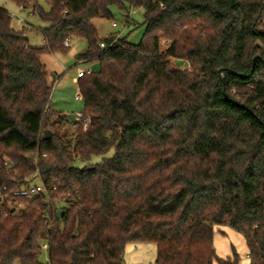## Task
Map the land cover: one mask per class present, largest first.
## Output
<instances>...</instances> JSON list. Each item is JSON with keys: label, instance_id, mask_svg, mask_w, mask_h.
Returning <instances> with one entry per match:
<instances>
[{"label": "trees", "instance_id": "trees-1", "mask_svg": "<svg viewBox=\"0 0 264 264\" xmlns=\"http://www.w3.org/2000/svg\"><path fill=\"white\" fill-rule=\"evenodd\" d=\"M15 1L47 26L32 46L0 5V264H126L144 242L156 264H240L216 254V224L264 264L262 0ZM126 4L144 11L141 41L101 49L114 36L93 19ZM68 38L98 64L77 81L86 130L50 106L42 56ZM34 179L46 194H15Z\"/></svg>", "mask_w": 264, "mask_h": 264}, {"label": "rangeland", "instance_id": "rangeland-1", "mask_svg": "<svg viewBox=\"0 0 264 264\" xmlns=\"http://www.w3.org/2000/svg\"><path fill=\"white\" fill-rule=\"evenodd\" d=\"M38 5L45 11H49V3L47 0H37ZM0 5L4 6L12 17V26L15 30H20L21 26L17 24L15 15L23 17L26 21L25 36L28 38L29 44L40 47L44 44L41 28L46 27L47 23L40 16L30 13V10H22L15 0H0ZM127 9H119L112 7L113 16L110 19L95 18V24L99 38L108 36H119L128 43L137 44L141 41L146 24L144 23V11L141 7H130L126 4ZM130 15H129V14ZM129 22L126 25L127 16ZM117 22L118 27H112V23ZM34 30H31V29ZM87 40L83 38H73L70 47L66 51H54L45 53L42 56L46 64V70L53 81V89L51 92L50 106L52 109L67 114L70 120L75 118V114L83 113L84 101L82 97L77 98L80 94L78 84L74 81L80 69L93 68L98 69V64L85 62L78 58V55L87 48ZM175 65L174 60L171 67ZM114 151H110L103 156H95L92 163H100L106 157H112ZM79 167H83L85 163L77 160L75 163ZM39 181L34 179L31 185L38 184ZM214 248L216 254L220 258H235L238 256L240 264H250L249 249L244 235L228 225H214ZM157 248L153 242L129 243L125 247L124 259L126 264H156ZM43 263L48 262V253L43 251L41 255ZM15 264H19L16 262ZM214 264H220L215 262Z\"/></svg>", "mask_w": 264, "mask_h": 264}, {"label": "built area", "instance_id": "built-area-1", "mask_svg": "<svg viewBox=\"0 0 264 264\" xmlns=\"http://www.w3.org/2000/svg\"><path fill=\"white\" fill-rule=\"evenodd\" d=\"M262 2L264 3V0H262ZM128 14L126 15L127 16V20H126V23H125L126 25L129 22L128 19H129V15L130 14L129 15ZM14 18H15V20H16V22H17L18 25L23 26L25 24V19L23 17H21L19 15H15ZM112 27H114V28L118 27L117 22H113L112 23ZM117 38H118V36H114L112 38V40L109 41V42L100 40L99 41L100 48L101 49H106V48H109V47L113 46L115 44V42L117 41ZM64 45L66 47H68L70 45V39L69 38L66 39ZM93 72H94L93 71V68L80 69L78 71V73H77V78L83 77L85 75H90ZM77 98H80V95H77ZM74 120H75V125L82 126L84 130L87 129V126L90 123L89 117L85 116L84 113H77V114H75ZM53 189H56V186H54ZM40 193H44V194L47 193L46 188L42 184H40V183H38L36 185L28 186V187L23 188V189H21L19 191H15V194L16 195H21V196H32V195H37V194H40ZM43 247H44L45 250H47V245L46 244H44Z\"/></svg>", "mask_w": 264, "mask_h": 264}, {"label": "crops", "instance_id": "crops-1", "mask_svg": "<svg viewBox=\"0 0 264 264\" xmlns=\"http://www.w3.org/2000/svg\"><path fill=\"white\" fill-rule=\"evenodd\" d=\"M25 25H26V21H25V24L23 25V26H21V28H20V30H22V29H26V27H25ZM70 44H71V42H70ZM85 62H87V61H85ZM46 65V64H45ZM49 74V73H48ZM51 75V74H50ZM49 75V76H50ZM51 77V76H50ZM53 79H55V77L53 76ZM74 81H78V78H77V75L74 77Z\"/></svg>", "mask_w": 264, "mask_h": 264}, {"label": "water", "instance_id": "water-1", "mask_svg": "<svg viewBox=\"0 0 264 264\" xmlns=\"http://www.w3.org/2000/svg\"><path fill=\"white\" fill-rule=\"evenodd\" d=\"M50 134H51V131H47L46 132V138H48L50 136Z\"/></svg>", "mask_w": 264, "mask_h": 264}]
</instances>
